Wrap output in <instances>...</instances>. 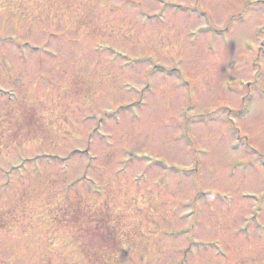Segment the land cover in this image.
<instances>
[{"label":"rangeland","instance_id":"obj_1","mask_svg":"<svg viewBox=\"0 0 264 264\" xmlns=\"http://www.w3.org/2000/svg\"><path fill=\"white\" fill-rule=\"evenodd\" d=\"M0 93V264H264V0H0Z\"/></svg>","mask_w":264,"mask_h":264},{"label":"trees","instance_id":"obj_2","mask_svg":"<svg viewBox=\"0 0 264 264\" xmlns=\"http://www.w3.org/2000/svg\"><path fill=\"white\" fill-rule=\"evenodd\" d=\"M108 231H109V233H113L111 229H110V230H108Z\"/></svg>","mask_w":264,"mask_h":264}]
</instances>
